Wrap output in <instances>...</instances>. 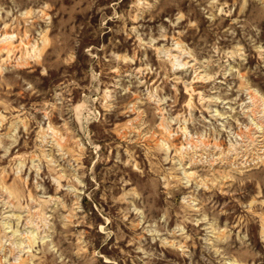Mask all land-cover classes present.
Listing matches in <instances>:
<instances>
[{"label":"rangeland","instance_id":"1","mask_svg":"<svg viewBox=\"0 0 264 264\" xmlns=\"http://www.w3.org/2000/svg\"><path fill=\"white\" fill-rule=\"evenodd\" d=\"M0 264H264V0H0Z\"/></svg>","mask_w":264,"mask_h":264},{"label":"bare ground","instance_id":"2","mask_svg":"<svg viewBox=\"0 0 264 264\" xmlns=\"http://www.w3.org/2000/svg\"><path fill=\"white\" fill-rule=\"evenodd\" d=\"M247 146V145H246Z\"/></svg>","mask_w":264,"mask_h":264}]
</instances>
